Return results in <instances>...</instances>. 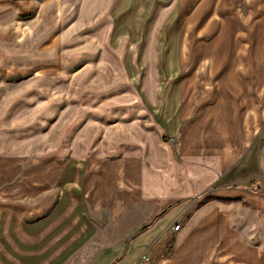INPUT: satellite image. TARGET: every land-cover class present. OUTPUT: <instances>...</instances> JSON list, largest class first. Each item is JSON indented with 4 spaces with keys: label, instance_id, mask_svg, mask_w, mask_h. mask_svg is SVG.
I'll return each instance as SVG.
<instances>
[{
    "label": "crops",
    "instance_id": "obj_1",
    "mask_svg": "<svg viewBox=\"0 0 264 264\" xmlns=\"http://www.w3.org/2000/svg\"><path fill=\"white\" fill-rule=\"evenodd\" d=\"M145 252L264 264V0H0V264Z\"/></svg>",
    "mask_w": 264,
    "mask_h": 264
},
{
    "label": "rangeland",
    "instance_id": "obj_2",
    "mask_svg": "<svg viewBox=\"0 0 264 264\" xmlns=\"http://www.w3.org/2000/svg\"><path fill=\"white\" fill-rule=\"evenodd\" d=\"M227 52L228 53H231V54H233V51H231L230 49L229 50H227ZM171 140V139H170ZM174 141V140H173ZM206 197H209L210 198V200H212L213 199V197H211V196H206ZM206 197H204V198H206ZM209 200V201H210ZM200 204H199V201L197 200V199H195V200H192V201H190L189 203H184L181 207L183 208V211L177 216V218L166 228V230H165V232H166V234H169L170 233V228H171V226L174 224V223H176L179 219H182V218H184L185 219V222H186V219H187V217H188V215H190L194 210H196V208H198V206H199ZM191 206V207H190ZM190 207V208H189ZM239 213V212H238ZM237 213V214H238ZM252 221H253V223L252 222H250V219H248V223H247V229L249 230V229H255V227H254V218L252 217ZM185 224V223H184ZM259 229V228H258ZM260 230V229H259ZM171 234V233H170ZM169 234V235H170ZM171 236V238L173 239V237H174V235H170ZM135 240V239H134ZM146 254V252L144 253V254H142V255H140L139 256V258L137 259V261L140 259V257L141 256H143V255H145ZM148 256V255H147ZM151 259V258H150ZM136 261V262H137ZM135 262V263H136ZM151 264H153V260L151 259Z\"/></svg>",
    "mask_w": 264,
    "mask_h": 264
},
{
    "label": "built area",
    "instance_id": "obj_3",
    "mask_svg": "<svg viewBox=\"0 0 264 264\" xmlns=\"http://www.w3.org/2000/svg\"><path fill=\"white\" fill-rule=\"evenodd\" d=\"M171 141L173 142V139H171ZM185 223V219H179L176 223H174L171 228H170V233L172 235H176L178 234L184 226ZM151 259L149 256H147L146 254L141 256L140 259L135 263V264H151Z\"/></svg>",
    "mask_w": 264,
    "mask_h": 264
},
{
    "label": "trees",
    "instance_id": "obj_4",
    "mask_svg": "<svg viewBox=\"0 0 264 264\" xmlns=\"http://www.w3.org/2000/svg\"><path fill=\"white\" fill-rule=\"evenodd\" d=\"M209 200H210L209 197L204 198V199L201 201L200 205L203 204V203H205V202H208Z\"/></svg>",
    "mask_w": 264,
    "mask_h": 264
}]
</instances>
